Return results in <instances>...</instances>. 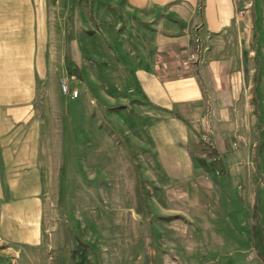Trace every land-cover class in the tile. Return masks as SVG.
<instances>
[{"label":"rangeland","instance_id":"374dc122","mask_svg":"<svg viewBox=\"0 0 264 264\" xmlns=\"http://www.w3.org/2000/svg\"><path fill=\"white\" fill-rule=\"evenodd\" d=\"M238 9L249 15V98L206 91L199 112L180 114L185 136L176 139L165 123L168 87L131 83L146 69L101 49L103 6L43 1L48 31H69V67L28 84L0 75V264H72L76 245L81 264H264V67L255 33L264 36L257 0ZM2 47L0 73L16 64Z\"/></svg>","mask_w":264,"mask_h":264},{"label":"crops","instance_id":"0c3cea01","mask_svg":"<svg viewBox=\"0 0 264 264\" xmlns=\"http://www.w3.org/2000/svg\"><path fill=\"white\" fill-rule=\"evenodd\" d=\"M43 1L0 0V49L9 45L7 48L14 50L12 55L16 60L14 69H5L0 75L11 73L17 83L28 84L35 74L39 80L56 70L65 72L69 67V31L56 28L48 31L41 22L43 17L46 18L41 10ZM96 1L104 8L103 12L99 11L97 26L101 49L116 52L117 58L128 61L130 67L146 69L144 74L134 70V76L129 79L131 83H139L143 88L149 81H156L168 87L165 97L171 105L168 113L171 117L165 123L177 128L176 139L185 136L180 114L199 112L198 105L206 98V91L209 98L216 97L212 95L214 92H222L223 97L237 99L239 92L243 95L245 90V96L249 98V15L246 10L238 9L240 3L249 0ZM257 2L264 36V0ZM31 4L36 10H32ZM7 20H14L12 26L7 27L10 24ZM255 36L260 68L264 67V37L260 33ZM52 48L58 52L55 56L48 53ZM26 51H35L32 59ZM196 51L201 53H195L191 59ZM31 62L37 65L36 72L30 71ZM4 65L8 64L1 62V66ZM45 66L47 71L43 69ZM54 80L57 81L56 77ZM258 81L263 88L258 96L264 98V81ZM114 82L126 89L124 78H117ZM239 83L241 86H237ZM102 93L106 96L105 92ZM138 93L141 91L130 92V97H137ZM223 106L217 109L221 108L219 111L227 114ZM231 112L236 115L234 106ZM223 121L227 127L232 123ZM231 137L222 136V146L226 149L229 142L231 145L235 143ZM8 168L7 161H2L1 169ZM181 180L183 177L168 189L173 191L175 183L183 185Z\"/></svg>","mask_w":264,"mask_h":264},{"label":"trees","instance_id":"16d2710c","mask_svg":"<svg viewBox=\"0 0 264 264\" xmlns=\"http://www.w3.org/2000/svg\"><path fill=\"white\" fill-rule=\"evenodd\" d=\"M211 153H213L212 151H206V154L209 156L211 155ZM217 161V160H216ZM78 252L80 253L79 255V260H74V253ZM69 256L72 259V264H81V260H82V250H80L79 246H75L74 248L69 250Z\"/></svg>","mask_w":264,"mask_h":264},{"label":"built area","instance_id":"2783aa9c","mask_svg":"<svg viewBox=\"0 0 264 264\" xmlns=\"http://www.w3.org/2000/svg\"><path fill=\"white\" fill-rule=\"evenodd\" d=\"M59 88L61 91H67V87L63 79H60L59 81ZM68 95L70 97H75L77 95V90L75 88H71L68 90Z\"/></svg>","mask_w":264,"mask_h":264}]
</instances>
